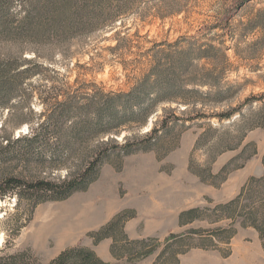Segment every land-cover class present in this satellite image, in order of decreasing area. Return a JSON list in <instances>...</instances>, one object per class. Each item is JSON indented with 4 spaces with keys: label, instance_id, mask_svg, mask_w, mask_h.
Listing matches in <instances>:
<instances>
[{
    "label": "rangeland",
    "instance_id": "1",
    "mask_svg": "<svg viewBox=\"0 0 264 264\" xmlns=\"http://www.w3.org/2000/svg\"><path fill=\"white\" fill-rule=\"evenodd\" d=\"M237 1L170 0L171 5H183L187 10L161 18L155 9L149 12L147 9L158 2L166 5L156 0L110 25L91 31L76 29L73 36L64 35L48 45L36 46L41 57L32 51L22 55L47 66L48 70L28 80L27 87L36 91L34 96L27 91L18 95L10 108L0 109V130L13 141L8 154L11 159L0 165V179L15 175L28 180L61 181L83 169L98 152L104 153L115 144L123 146L129 140H143L155 125L161 137L151 150L126 154L110 149L96 180L86 190L76 191L63 200L39 203L29 220L28 202H20L14 194L0 198V256L31 249L40 264H51L66 248L81 245L91 247L102 259L115 262L111 252L113 239L95 244L92 234L118 215L125 219L124 231L131 239L156 236L164 241L171 233L211 226L205 221L181 226L182 211L227 202L237 196L248 178L264 174V127L246 130L259 103L244 106L245 117L236 116L234 122L225 123L229 124L225 129L210 132L198 148L200 134L210 125L219 126L218 119L185 124L179 119L177 123L172 121L168 129L162 127L166 117L173 120L178 115L183 119L197 113L238 108L247 98L264 94V0L245 2L229 15V9ZM207 43L222 47L223 51L211 49L208 58H195L183 78L200 80L207 74L218 81L217 86L198 87L209 92L219 87L227 89L224 98L196 95L193 98L201 101L189 106L179 101L165 102L156 107L146 124L128 121L112 128L109 134L99 133L85 140L69 137L71 119L63 121L58 125V133L49 139L52 146L42 152L30 148L25 141L15 143L20 135L32 133L46 119L42 114L47 110L44 101L48 92L57 89L79 94L81 103L88 97L90 104L98 108L105 103L99 102L104 94L129 92L140 84L154 67L156 58L171 64L173 60L167 59V54L176 57L177 49L187 47L207 49ZM20 46L18 42L0 39V57L21 55ZM49 100L53 105L56 103ZM242 136L243 146L257 145V154L218 186L204 180L205 172L203 177L198 173L216 154L212 166L217 173L240 152L243 146L235 150L226 148L239 142ZM70 141L72 152L62 156L65 144ZM252 148L249 146L247 153ZM52 149L61 156H52ZM18 227L20 231L14 235ZM236 230L230 243L215 241L209 248H191L180 256L181 264H264L259 232L240 225ZM153 260L151 257L139 264H150Z\"/></svg>",
    "mask_w": 264,
    "mask_h": 264
},
{
    "label": "trees",
    "instance_id": "2",
    "mask_svg": "<svg viewBox=\"0 0 264 264\" xmlns=\"http://www.w3.org/2000/svg\"><path fill=\"white\" fill-rule=\"evenodd\" d=\"M153 1L156 0H0V39L18 42L22 47L21 55L0 57V109L10 108L13 100L27 91L34 96L36 91L27 87L28 80L40 76L45 70H48L47 66L22 56L27 51L35 52L36 57H41L36 46L48 45L64 35L65 37L73 36V31L76 29L91 31L94 28L110 25L121 19L122 16L143 10L144 5ZM161 1H164L166 5H159L158 2L153 7H146L148 12L155 9L158 16L165 18L168 15H176L187 10L183 5H171L170 0ZM248 1L250 0H238L237 5L229 9L228 14L234 13ZM142 18L145 20L146 16L142 15ZM205 45L207 49L202 46L197 49L193 47L177 49L174 52L176 57L167 54L166 58L173 60L170 61L171 64H166L163 59L155 57L154 67L145 75L140 84L129 92L104 94L99 102L105 100V103L102 106L98 105V108L90 104L88 97H85V103H81L79 94L70 92L66 94L63 91H57V89L48 92L46 98L48 102L44 101L47 110H45V114H42L46 119L39 124L37 129H33L32 133L29 132L26 136L20 135L15 143L25 141L30 148L42 152L52 146L49 144V139L58 133V125L63 121L71 119L67 129L69 137L85 140L99 133L109 134L112 132V128L122 126L128 121L146 124L156 107L165 102L179 101L178 103L189 106L201 101V99L193 98L196 95L213 97L217 100L224 98L227 89L219 87L220 89L217 88L215 91L209 92L198 87L208 85L212 89L217 86L218 81H214L213 77L211 78L207 74L200 80L199 77L183 78L194 65L195 58H208L211 49L223 51L222 47H216L212 43ZM49 99L56 103L53 105ZM255 103H259L260 106L258 110H255L254 118L247 124L246 130L259 126L264 127V94L247 98L238 108L211 114L197 113L183 119L178 115H174L173 120L166 117L162 127L168 129L172 121L177 123L179 119L183 121L182 124L189 121L218 119L219 126L210 125V130L200 134L196 147L198 148L206 141L210 132L225 129L229 125L225 123L234 122L232 120L236 116L245 117L242 111L243 107L248 105L252 107ZM184 113L186 114V112ZM160 137V130L155 125L151 133L143 140H129L123 146L115 144L105 149L104 153L98 152L92 156L83 169L70 174L61 181L49 178L28 180L15 175L3 176L0 179V198L14 194L17 195L20 202H28L30 211L26 219L29 220L34 208L39 203L63 200L76 191L86 190L96 180L100 165L109 155L110 149L112 151L123 150L126 154L137 150H151L156 146ZM243 140L244 136L236 144H228L226 149L241 148ZM4 141H7L6 145ZM11 145H13V141L7 135H3L0 130V165L11 159L8 157V154L9 156L11 154L9 151ZM65 145L66 151L62 156L69 155L73 150L72 141ZM249 146L253 147L251 153H247ZM257 152L255 143L244 145L235 157L215 173L212 164L217 160L216 154L198 174H202L203 177L205 172L204 180L218 186L225 182L234 170L243 168L247 160ZM51 155L61 156L55 149H52ZM210 203L213 202L210 201ZM124 220L122 215H118L92 234L95 244L106 238L113 239L111 252L116 259L115 262L106 261L91 247L80 245L66 248L52 260L51 264H139L151 257H154V260L150 264H181L180 256L191 248H209L215 241L230 243L237 233L236 226L239 225L255 228L259 232L264 246V174L248 178L237 196L227 202L214 206L193 207L180 213L179 224L181 226L205 221L215 227H198L188 229L183 233H171L164 241L156 236L131 239L124 231ZM222 222H226L225 225H219ZM19 231L20 227L15 230L14 235H17ZM195 240L198 242L194 243ZM0 264L40 263L32 250L28 249L0 256Z\"/></svg>",
    "mask_w": 264,
    "mask_h": 264
},
{
    "label": "bare ground",
    "instance_id": "3",
    "mask_svg": "<svg viewBox=\"0 0 264 264\" xmlns=\"http://www.w3.org/2000/svg\"><path fill=\"white\" fill-rule=\"evenodd\" d=\"M236 264H240L239 262H237Z\"/></svg>",
    "mask_w": 264,
    "mask_h": 264
}]
</instances>
